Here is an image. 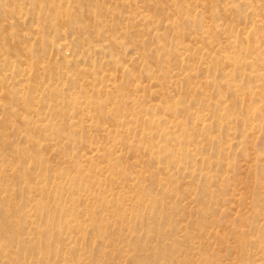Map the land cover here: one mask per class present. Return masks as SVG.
Instances as JSON below:
<instances>
[{"label":"rangeland","instance_id":"obj_1","mask_svg":"<svg viewBox=\"0 0 264 264\" xmlns=\"http://www.w3.org/2000/svg\"><path fill=\"white\" fill-rule=\"evenodd\" d=\"M263 14L0 0V264H264Z\"/></svg>","mask_w":264,"mask_h":264},{"label":"bare ground","instance_id":"obj_2","mask_svg":"<svg viewBox=\"0 0 264 264\" xmlns=\"http://www.w3.org/2000/svg\"><path fill=\"white\" fill-rule=\"evenodd\" d=\"M69 1L70 0H68V3H69ZM60 2V1H59ZM52 4V3H51ZM66 5V4H65ZM68 5V4H67ZM59 7H60V5H59ZM70 7V6H69ZM71 10V9H70ZM59 14V13H58ZM264 15V14H263ZM258 17V16H257ZM260 17V16H259ZM262 17V16H261ZM260 17V18H261ZM26 20V19H25ZM255 20V19H254ZM63 30V29H62ZM261 31L263 32L264 31V28L263 27H261ZM254 34H255V32H253L252 30L248 33V35H249V37L250 38H253L254 37ZM66 36V35H65ZM30 43V42H29ZM59 47H61V46H59ZM60 49V48H59ZM62 49V48H61ZM257 50H259V49H256L254 46H252V45H250V54H251V56H255V58H256V54H257ZM262 51H264V49L262 50ZM65 52V51H64ZM68 52H70V51H68ZM67 52V53H68ZM65 54V53H64ZM262 55V54H261ZM66 56V55H65ZM264 58V57H263ZM261 59V61H263L264 59ZM257 60H259V59H257ZM15 63V62H14ZM250 65H251V70L254 68V63H250ZM29 70V69H28ZM259 71V70H258ZM260 72H262L261 74H260V85H259V87H258V89H259V91L258 92H255V86H256V84H255V76L254 75H252L251 76V74H250V78H249V82H248V88H249V91H250V93H249V95H250V101H249V103H250V111H251V115H252V117H257L258 116V118H261L262 120H263V123L261 122V119H260V123L259 124H255V123H251L250 125H249V130L251 131L250 132V135H249V139H250V141H251V143L253 144V146H254V148L256 149V150H259V151H264V111L262 112V110H263V108H264V68H262L261 67V69H260ZM251 73H253L254 74V71H251ZM257 81V80H256ZM255 101L256 102H259V104H260V112L261 113H258V114H256V112L255 111H253V110H256L257 109V106L255 105ZM253 120H256V119H253ZM252 120V121H253ZM156 123V122H155ZM64 217V216H63ZM59 218V217H58ZM64 219V218H63ZM66 222V221H65ZM68 222V221H67ZM15 236V235H14ZM127 240V239H126ZM128 243V245H135V243L134 242H132V241H128L127 242ZM46 246L47 245V243H46V241L45 242H43L42 240H39L38 241V246L39 247H41V246ZM63 258V256H60V257H58L57 256V254H55L54 256H49L48 255V257L46 258V261L48 262V263H51V262H56V261H59L60 259H62ZM132 260H134L135 261V254H133V255H131V257H130Z\"/></svg>","mask_w":264,"mask_h":264}]
</instances>
